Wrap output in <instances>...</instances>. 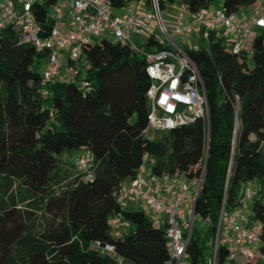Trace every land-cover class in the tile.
Here are the masks:
<instances>
[{
  "label": "trees",
  "instance_id": "16d2710c",
  "mask_svg": "<svg viewBox=\"0 0 264 264\" xmlns=\"http://www.w3.org/2000/svg\"><path fill=\"white\" fill-rule=\"evenodd\" d=\"M52 1L35 9L38 20H46ZM109 1L120 8L130 0ZM166 1L183 2L194 12L215 0H158L161 9ZM258 1L222 0L220 5L231 14ZM257 30L252 66L247 50L232 52L213 31L206 43L188 48L203 77L209 138L201 117L151 138L143 133L151 79L136 51L95 38L81 51L89 67L80 84L77 77L44 82L35 64L46 60L47 52L19 43L12 25L5 28L0 35V264H114L93 246L95 241L113 244L136 264H167L166 225L116 199L145 153L154 159V174L196 177L205 166L189 264H207L222 206L235 207L242 185L251 179L261 183L251 218L262 225L264 252V28ZM74 150L93 156L97 166L91 179L73 176L64 166V157ZM117 213L127 223L119 235L110 224ZM196 220L207 221L204 232ZM228 253L220 245L221 264H253L227 260Z\"/></svg>",
  "mask_w": 264,
  "mask_h": 264
},
{
  "label": "built area",
  "instance_id": "2783aa9c",
  "mask_svg": "<svg viewBox=\"0 0 264 264\" xmlns=\"http://www.w3.org/2000/svg\"><path fill=\"white\" fill-rule=\"evenodd\" d=\"M178 3L175 20L166 22L158 0H130L120 8L113 7L109 0H53L46 20L40 21L35 9L46 4V0H0V35L12 25L17 30L19 43L31 44L47 52L42 72L45 82L56 79L64 67H67L66 74L74 77L79 72L76 63L83 46L109 34L115 42L142 54L146 61L151 79L147 90L150 109L143 133L149 135L151 129L166 131L201 117L209 138V110L203 77L188 48L206 43V36L213 31L222 33L226 47L232 52L248 51L246 44L252 41L255 31L264 28V0L250 6L251 11L246 15L241 12L228 14L222 5L193 12L185 3ZM157 26L163 38L151 33L141 45L135 41L134 35H142L145 28L154 31ZM192 34L197 38L189 44ZM151 39L161 45L149 42ZM235 120L237 124V113ZM207 156L208 151L203 156L205 161ZM153 163L154 159L145 153L136 176L128 183L122 182L116 199L121 205L128 199H139L150 214L166 225L167 264H189L188 244L195 220L194 207L205 166L200 176L186 177L169 171L154 174L150 168ZM76 165V175L87 180L93 177L97 163L85 150L77 157ZM148 167L149 181L144 177ZM255 194L256 189L247 183L235 207L222 206L207 264H221L220 245L229 248L227 260H235L240 253L247 259L255 256L264 263V252L260 250L262 225L251 218ZM110 224L115 235L121 234L127 225L119 213L112 215ZM93 246L108 254L114 264H127L113 244L95 241Z\"/></svg>",
  "mask_w": 264,
  "mask_h": 264
},
{
  "label": "rangeland",
  "instance_id": "374dc122",
  "mask_svg": "<svg viewBox=\"0 0 264 264\" xmlns=\"http://www.w3.org/2000/svg\"><path fill=\"white\" fill-rule=\"evenodd\" d=\"M222 0H215L212 1L209 5L210 8H215L217 6H219L221 4ZM179 7V3L177 1H166L165 2V6L162 8L161 10V15L164 21L166 22H171L175 20V14L176 11ZM247 10L250 12L251 8L247 7ZM258 31V30H257ZM151 33L155 34L156 36H158L159 38H163V33L161 32L160 28L154 27V31L153 28H145L144 32L142 35H134L135 41L141 45L142 42H146L147 41V37L149 35H151ZM222 33H216L217 37H221ZM194 36V37H193ZM103 37H107L110 40H113V37L109 34H104ZM177 40H182V38H178L176 37ZM197 38L196 35H191L190 39L188 40V43L191 44V42H193V39ZM206 40H208V35L206 36ZM195 41V40H194ZM250 45L251 42L247 43L246 46L248 51H247V60L250 66L253 65V60H252V53H251V49H250ZM140 56H142V54H139ZM77 67L79 68V72L75 73L74 77H77L78 80H76V82L78 84H80V79L82 77H84L87 73V69L89 67V61L87 60V58L85 56L80 57V59L77 60L76 63ZM46 66V60H42L40 63H38L37 65L35 64V68L40 71L41 73L44 71ZM67 73V67L62 68L61 74L62 76H60L58 79L62 80H67V79H71L73 77L68 76L69 74ZM64 74H66V77L64 76ZM150 137L151 138H158L160 136V132L155 131L154 129L150 130ZM81 152L78 150H74L72 151L69 155H66L64 157V166L67 167L68 169H70L71 173L74 175H76L78 169H77V165H76V160L77 157L79 156ZM150 173V170L148 169L146 173H144V177L145 179L148 180V175ZM247 183L251 184L253 188L257 189L258 185H260V181L258 179H251L250 181H246L244 182V184L242 185V187L244 185H246ZM124 206L128 209H143L144 211H146V213L149 215L150 219L153 221L154 224L156 225H160V221L157 219V217H155L154 215L150 214L147 207L142 204L139 200H135L134 202H130V199L125 201ZM195 224L197 226H200V228L203 230L206 229V227L208 226V223L206 220H196ZM237 263H245V262H251L253 264L259 262V260L257 259V257H252L251 259H247L244 255H241L240 253H238L237 258L234 260ZM127 264H136L132 261L127 260L126 261Z\"/></svg>",
  "mask_w": 264,
  "mask_h": 264
},
{
  "label": "crops",
  "instance_id": "0c3cea01",
  "mask_svg": "<svg viewBox=\"0 0 264 264\" xmlns=\"http://www.w3.org/2000/svg\"><path fill=\"white\" fill-rule=\"evenodd\" d=\"M240 12L242 13V14H244V15H246V14H248L249 13V11L247 10V8H242L241 10H240ZM60 76H62V74H60V75H58L56 78H59ZM148 169L150 170V168L148 167ZM149 178L151 179V172L149 173V175H148V181H149ZM130 181V179H127L126 180V182L128 183ZM258 187H259V185H258ZM129 200V199H128ZM135 200H139V199H135V198H131L130 199V202H134ZM141 202V201H140ZM142 203V202H141ZM143 204V203H142Z\"/></svg>",
  "mask_w": 264,
  "mask_h": 264
},
{
  "label": "water",
  "instance_id": "95a60500",
  "mask_svg": "<svg viewBox=\"0 0 264 264\" xmlns=\"http://www.w3.org/2000/svg\"><path fill=\"white\" fill-rule=\"evenodd\" d=\"M207 162V159H206V161H205V163Z\"/></svg>",
  "mask_w": 264,
  "mask_h": 264
}]
</instances>
